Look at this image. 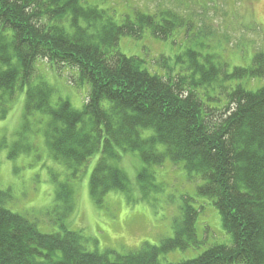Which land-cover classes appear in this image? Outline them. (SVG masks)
I'll use <instances>...</instances> for the list:
<instances>
[{"label": "trees", "instance_id": "1", "mask_svg": "<svg viewBox=\"0 0 264 264\" xmlns=\"http://www.w3.org/2000/svg\"><path fill=\"white\" fill-rule=\"evenodd\" d=\"M81 1L0 0V118L24 92L15 151L30 150L31 144L20 146L22 134L31 119L39 122L46 148L65 176L55 187L61 232L43 233L28 215L6 208L10 189H0V264H160L172 251L197 247L199 211L185 195L172 235L157 245L92 251L80 231L66 227L74 206L70 183L81 177L88 160L98 153L89 192L101 203L110 191L130 190L113 162L129 152L142 162L136 175L142 199L156 188L153 166L182 165L231 237L230 244H210L196 257L169 264H264V86L248 90L239 83L264 76V51L255 50L250 66L228 71L227 61L203 51L212 44L203 36L210 42L186 47L172 65L161 56L152 69L121 53L119 39H140L145 32L166 39L181 27L182 16L168 11L156 20L135 12L117 23ZM38 59L76 70L73 83L89 87L80 109L65 99L54 104L53 88L42 78L32 81Z\"/></svg>", "mask_w": 264, "mask_h": 264}, {"label": "rangeland", "instance_id": "2", "mask_svg": "<svg viewBox=\"0 0 264 264\" xmlns=\"http://www.w3.org/2000/svg\"><path fill=\"white\" fill-rule=\"evenodd\" d=\"M83 5L104 10L106 16L120 23L126 16L131 19L135 12L151 14L159 20L166 12L182 16L181 27L166 39L145 32L140 39L121 37L118 50L127 56H137L154 68L155 60L174 55L198 42L211 38L209 49L219 60L227 61L228 71L233 66L248 67L255 50L264 51V0H82ZM189 22L190 26L187 25ZM185 32L189 34H185ZM199 34V36L197 35ZM210 42V41H209ZM206 44V43H205ZM32 81L39 78L52 88V102L59 99L70 102L80 109L87 98L89 87L73 83L76 70L38 59ZM75 81V80H74ZM76 82V81H75ZM248 90L264 86V76L239 82ZM23 98L20 92L11 109L0 118V189H10L11 200L4 206L9 210L28 215L43 233L61 232L57 215L62 213L61 202L56 201L55 187L64 180L63 166L54 161L43 138L44 127L30 120L23 131L20 146L30 150L15 151L17 132L23 124ZM39 121V120H37ZM94 154L86 163L83 174L72 181L74 206L64 219L70 230L80 231L86 239L88 250H108L124 253L137 249L143 242L159 244L172 235L171 225L179 212L182 196L191 198V204L199 211L196 220L197 247L175 250L161 257L160 264L176 263L199 255L206 246L214 243H231V237L223 230L221 218L213 204L196 192L197 181H191L182 165L170 166L166 161L161 167H152L155 189L147 199L141 198L136 175L142 162L136 153H126L114 160L115 166L127 176L128 193L110 191L101 203H96L89 192V176L97 160ZM158 188V189H157Z\"/></svg>", "mask_w": 264, "mask_h": 264}]
</instances>
